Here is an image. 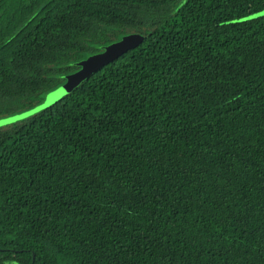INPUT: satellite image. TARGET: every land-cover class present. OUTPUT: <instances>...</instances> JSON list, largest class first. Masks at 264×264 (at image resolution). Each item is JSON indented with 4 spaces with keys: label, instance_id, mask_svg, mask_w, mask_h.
Returning <instances> with one entry per match:
<instances>
[{
    "label": "trees",
    "instance_id": "obj_1",
    "mask_svg": "<svg viewBox=\"0 0 264 264\" xmlns=\"http://www.w3.org/2000/svg\"><path fill=\"white\" fill-rule=\"evenodd\" d=\"M264 0H0V264H264Z\"/></svg>",
    "mask_w": 264,
    "mask_h": 264
},
{
    "label": "rangeland",
    "instance_id": "obj_2",
    "mask_svg": "<svg viewBox=\"0 0 264 264\" xmlns=\"http://www.w3.org/2000/svg\"><path fill=\"white\" fill-rule=\"evenodd\" d=\"M143 38V34L138 32L127 33L121 39L106 46L102 51L89 55L80 62L81 67L77 71L66 75L65 81L60 86L44 92L40 97V101L34 106L14 114L0 116V127L11 125L47 108L78 86L99 67L113 60L129 48L138 45Z\"/></svg>",
    "mask_w": 264,
    "mask_h": 264
},
{
    "label": "water",
    "instance_id": "obj_3",
    "mask_svg": "<svg viewBox=\"0 0 264 264\" xmlns=\"http://www.w3.org/2000/svg\"><path fill=\"white\" fill-rule=\"evenodd\" d=\"M264 14V9L261 10V11H258V12H255V13H252V14H249L247 16H244V17H241L239 19H235L236 21L239 20V21H243V20H248V19H253V18H256V17H259L261 15Z\"/></svg>",
    "mask_w": 264,
    "mask_h": 264
}]
</instances>
